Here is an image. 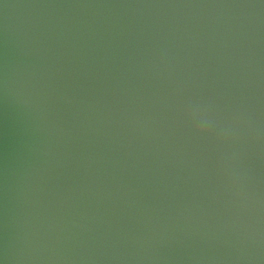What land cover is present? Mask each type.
I'll use <instances>...</instances> for the list:
<instances>
[{"label": "water", "instance_id": "obj_1", "mask_svg": "<svg viewBox=\"0 0 264 264\" xmlns=\"http://www.w3.org/2000/svg\"><path fill=\"white\" fill-rule=\"evenodd\" d=\"M0 264H264V0H0Z\"/></svg>", "mask_w": 264, "mask_h": 264}]
</instances>
